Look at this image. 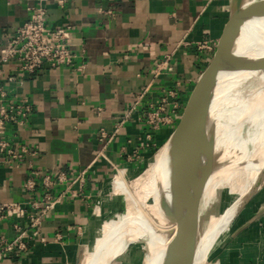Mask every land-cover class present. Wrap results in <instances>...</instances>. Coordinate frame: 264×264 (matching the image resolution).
Masks as SVG:
<instances>
[{"label":"crops","instance_id":"0c3cea01","mask_svg":"<svg viewBox=\"0 0 264 264\" xmlns=\"http://www.w3.org/2000/svg\"><path fill=\"white\" fill-rule=\"evenodd\" d=\"M38 5L46 9L47 28L69 25L74 57L70 65L33 72L18 60L0 65V106L23 99L30 106L24 121L15 114L0 133L6 143L0 206L23 210L19 216L0 211L1 237L12 241L23 233V248L0 264H75L116 169L149 160L175 128L226 32L230 0H0V46ZM162 97L170 119L154 128L144 113ZM45 205L33 225L31 216ZM213 248L218 264H264V182Z\"/></svg>","mask_w":264,"mask_h":264},{"label":"bare ground","instance_id":"6f19581e","mask_svg":"<svg viewBox=\"0 0 264 264\" xmlns=\"http://www.w3.org/2000/svg\"><path fill=\"white\" fill-rule=\"evenodd\" d=\"M232 55V67L217 74L209 109L208 127L214 124V164L198 181L199 195L207 198L218 195L223 188L226 191L217 209L210 208L202 215L197 212L194 217L190 234L193 264H206L217 233L264 182V152L237 157L232 162L215 154L216 124L225 108L227 121L234 123L240 118L253 119L258 111H264V15L257 16L239 32ZM252 80L256 84L246 92V100H242V89ZM191 134L188 131L182 139L189 153L194 144ZM170 151V144L164 143L141 177L135 178L127 164L108 181L104 191L111 196L122 191L123 197L133 203L134 210L127 207L120 213L108 215L92 229L83 244L84 264H109L145 230L152 235L149 264H170L167 249L176 230L172 216L183 200L192 164L190 154L180 151L177 169ZM240 160L245 163L240 164ZM150 196H153L152 203H148Z\"/></svg>","mask_w":264,"mask_h":264},{"label":"water","instance_id":"95a60500","mask_svg":"<svg viewBox=\"0 0 264 264\" xmlns=\"http://www.w3.org/2000/svg\"><path fill=\"white\" fill-rule=\"evenodd\" d=\"M259 15H264V0H230L226 32L209 63L197 78L180 118L165 142L170 144V153L177 169L180 151L192 157L183 200L176 214L172 216L176 230L167 249L170 264H193L194 252L190 244V234L194 217L198 211L200 196L198 181L214 164L212 138L214 124L210 123L208 127V121L211 118L209 109L217 74L232 67L234 60L232 49L243 22L252 16ZM188 131L192 133V141H194L191 153L182 145V139ZM241 163H245V160H240ZM182 209H184L183 213ZM82 256L83 246L77 252L75 264H81Z\"/></svg>","mask_w":264,"mask_h":264},{"label":"built area","instance_id":"2783aa9c","mask_svg":"<svg viewBox=\"0 0 264 264\" xmlns=\"http://www.w3.org/2000/svg\"><path fill=\"white\" fill-rule=\"evenodd\" d=\"M64 0H56L58 5H62ZM46 9L43 5H38L33 9L32 15L23 23L18 25L10 37L5 39V43L0 46V65L10 60L20 61V67L28 72H33L43 65H48L51 68H56L62 65H70L74 57L71 51L69 40V25L56 28H47L45 25ZM201 44L199 43V46ZM164 63V62H163ZM159 63L155 67L158 72L162 67ZM5 96V92L0 89V99ZM166 97L160 98L156 104H150L149 110L144 113V121L146 124L156 128L160 124L169 121V116L165 114ZM178 111V104L172 105V113ZM30 112V106L26 99L21 100L17 104H10L6 108L0 106V133L4 129L5 124L15 120V114H19L21 119L19 122L24 121L25 117ZM105 137L104 131L101 129L99 132V139ZM6 143L0 141V150L5 149ZM6 152L12 158H19L20 154L15 153L11 149ZM44 180L50 181L49 177L44 176ZM49 208L45 205L40 212V215L31 216L33 225ZM5 210V215L22 214V208L15 203H8L0 206V211ZM22 232L16 236L12 241H7L0 236V259L6 253H10L15 249L23 248Z\"/></svg>","mask_w":264,"mask_h":264},{"label":"rangeland","instance_id":"374dc122","mask_svg":"<svg viewBox=\"0 0 264 264\" xmlns=\"http://www.w3.org/2000/svg\"><path fill=\"white\" fill-rule=\"evenodd\" d=\"M245 84V87L242 89V100H246V92L253 88V86L256 84V81L252 80L251 83L247 81ZM258 113L259 114L254 117L255 119L240 118L238 123H234L227 121V110L225 108L216 124V157H223L232 162L237 157L241 158L243 156H253L264 152V111L260 110ZM155 153H153V155L147 161L138 164H129V170L132 172L135 178L141 177L144 174L147 165L151 162ZM124 167L118 168L117 171ZM117 171L114 172V175ZM225 191L226 188H223L221 193L209 198L200 195L198 199L197 212L202 215L203 213L209 211L210 208L217 209L219 200H222L221 198L223 196V192ZM106 196L107 195L102 196L101 201L103 205L101 204V210L97 215L96 222L94 223L92 229H94L96 225L100 224V222L108 215L110 216L114 213H120L127 207L131 210H134L133 203L131 200L123 197L122 191H117L114 195H112V197L110 195L109 198ZM152 202H154L153 196H150L148 203ZM226 227L217 233L214 245L218 242ZM151 249L152 235L145 230L135 241L127 244L124 250L119 251L116 257L109 264H149ZM213 249H211L207 256L206 264H218L217 259L212 256ZM81 264H84V254L82 256Z\"/></svg>","mask_w":264,"mask_h":264}]
</instances>
